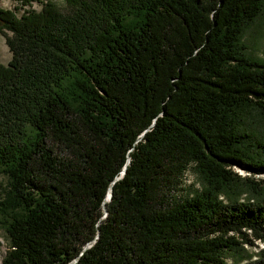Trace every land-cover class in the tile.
Returning a JSON list of instances; mask_svg holds the SVG:
<instances>
[{
  "label": "trees",
  "instance_id": "1",
  "mask_svg": "<svg viewBox=\"0 0 264 264\" xmlns=\"http://www.w3.org/2000/svg\"><path fill=\"white\" fill-rule=\"evenodd\" d=\"M20 1L0 8L2 264H264L245 250L264 178L234 172L264 176L244 130L264 60L243 46L264 0ZM190 167L203 190L177 198Z\"/></svg>",
  "mask_w": 264,
  "mask_h": 264
},
{
  "label": "rangeland",
  "instance_id": "2",
  "mask_svg": "<svg viewBox=\"0 0 264 264\" xmlns=\"http://www.w3.org/2000/svg\"><path fill=\"white\" fill-rule=\"evenodd\" d=\"M44 0H32L30 3L31 8L39 9L41 8V2ZM60 8H64L62 0H52ZM0 8L15 10V8H29L28 5L23 6L20 0H0ZM16 10V13L19 11ZM243 46L246 48L247 54L252 57L264 60V14L261 16L244 34ZM10 60V54L8 48L5 44V38L0 34V64L7 65ZM244 130L249 133L251 140L248 143V149L250 152L261 151V146L264 147V114L259 111H251L244 121ZM238 175L243 178V180H253V182H258L259 179L264 178V176H252L248 175L240 169L234 170ZM197 172H194L190 167L183 173L182 176V186L181 190L176 194L177 198L184 197L190 190H203V184L199 178ZM239 183V201L241 203L250 202L253 203L254 200L253 193L249 188L250 184L245 181ZM6 186V178L0 177V195L3 194V187ZM223 203L227 201V197L221 195L219 197ZM9 248V239L7 237L4 226L0 224V264H2V259ZM248 254L252 253L256 257L258 253L264 251V244L261 242H256L254 247H245ZM255 257L253 259H255ZM228 264H244L241 261V256L239 254H229L227 255Z\"/></svg>",
  "mask_w": 264,
  "mask_h": 264
},
{
  "label": "water",
  "instance_id": "3",
  "mask_svg": "<svg viewBox=\"0 0 264 264\" xmlns=\"http://www.w3.org/2000/svg\"><path fill=\"white\" fill-rule=\"evenodd\" d=\"M110 197H111V193L109 192V193L107 194L106 201H109Z\"/></svg>",
  "mask_w": 264,
  "mask_h": 264
},
{
  "label": "built area",
  "instance_id": "4",
  "mask_svg": "<svg viewBox=\"0 0 264 264\" xmlns=\"http://www.w3.org/2000/svg\"><path fill=\"white\" fill-rule=\"evenodd\" d=\"M33 9H35V8H33Z\"/></svg>",
  "mask_w": 264,
  "mask_h": 264
},
{
  "label": "bare ground",
  "instance_id": "5",
  "mask_svg": "<svg viewBox=\"0 0 264 264\" xmlns=\"http://www.w3.org/2000/svg\"><path fill=\"white\" fill-rule=\"evenodd\" d=\"M107 202V201H106Z\"/></svg>",
  "mask_w": 264,
  "mask_h": 264
}]
</instances>
